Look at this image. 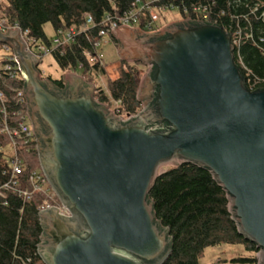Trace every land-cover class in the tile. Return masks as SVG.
Listing matches in <instances>:
<instances>
[{
	"label": "water",
	"instance_id": "1",
	"mask_svg": "<svg viewBox=\"0 0 264 264\" xmlns=\"http://www.w3.org/2000/svg\"><path fill=\"white\" fill-rule=\"evenodd\" d=\"M232 34L198 19L114 30L121 58L150 67L144 110L123 122L84 79L66 77L64 89L42 79L19 30L0 33L21 69L42 172L70 214L40 213L44 264H164L171 240L148 197L169 164L214 176L264 264V88L247 87Z\"/></svg>",
	"mask_w": 264,
	"mask_h": 264
},
{
	"label": "trees",
	"instance_id": "2",
	"mask_svg": "<svg viewBox=\"0 0 264 264\" xmlns=\"http://www.w3.org/2000/svg\"><path fill=\"white\" fill-rule=\"evenodd\" d=\"M136 1L3 0L0 27L19 28L28 33V38L50 48L49 57L62 75L58 78L48 75L47 78L57 89H64V75L73 72L95 84L92 70L98 65L90 59L94 57V44L100 40L105 19L124 15ZM162 4H172L184 17L186 13L195 17L196 7L206 8L211 24L229 34L241 29V47L234 53L236 65L251 91L263 89V86L252 88L248 79L264 78V42H261L264 39V0H163ZM86 14L93 19V25L87 28L84 26ZM49 23L55 34L70 29L80 34L72 43L53 47V40L44 31ZM2 46L0 43V48ZM8 63L0 53V92L3 95L0 102V264H44L39 254L43 236L40 211L46 204V195L36 192L27 200L10 190H1L12 180L14 157L11 141L1 133L4 119L1 108L7 110L8 119L13 122L22 109L17 92L23 87V80L19 73L14 78L5 70ZM11 64L16 72L15 62ZM80 65L83 66L81 71ZM125 67L128 70H124ZM138 72L133 65L122 63L119 79L108 82V93L101 94L100 102L105 104L110 98L121 100L128 114H138L142 109L138 100ZM16 151L24 169L16 178L17 188L31 192V175L42 173L35 143L19 141ZM148 200L154 207L156 223L169 233L171 240V254L164 264H201L207 248L224 245L241 246L245 251L232 258L229 264H259L256 245L239 233L228 195L208 170L192 164L170 168L158 178Z\"/></svg>",
	"mask_w": 264,
	"mask_h": 264
},
{
	"label": "built area",
	"instance_id": "3",
	"mask_svg": "<svg viewBox=\"0 0 264 264\" xmlns=\"http://www.w3.org/2000/svg\"><path fill=\"white\" fill-rule=\"evenodd\" d=\"M3 0H0V4ZM163 0H137L132 8L125 13L122 16L116 17V19L112 17H107L104 22V29L100 32V40L94 44V57L92 56L90 61L95 62L98 65L97 69H93L92 73L95 76L96 83L93 84L95 86V101L98 104L104 105L107 107L110 113H112L116 118L121 119L123 122H128L132 120L133 118H136L143 112V107L141 111L136 115H130L126 112L125 107L123 106V103L121 100H115L113 98H110L105 104L100 102V97L103 92L108 93V89L104 86V75L106 72V66L104 65L102 56H99L97 53L102 45V42L107 40L111 33L116 30L118 27H129V28H138L145 33H158L162 31L165 27H167V24H163L161 26H158L161 22V15H164V13L172 8H175L172 4L169 5H163ZM194 16L190 15L189 13H186V16L183 18V20L187 19H198L202 21L209 22V15L207 13L206 8L196 7L193 10ZM264 17V13H263ZM144 19V21H143ZM182 20V21H183ZM84 22H86V28L93 25V19L88 14L85 15ZM144 23L142 26L141 24ZM20 31L21 38L26 44V51L33 55L37 60H39V71L41 73V77L44 80H48L46 71L44 69V61L46 58L50 56V48L46 45L38 44L34 39L28 38V33H23L19 28H12V29H6L3 28V26L0 27V33L2 34H8L11 31ZM232 42L235 47V51H238V49L241 47L242 43V37L243 32L241 29H238L234 32H232ZM80 34V31H77L75 29L70 30H60L55 34V37L52 41V46H62L66 43H72L75 41L77 36ZM261 42H264V39L261 40ZM0 53L3 55V57L9 62L5 66V70L10 72L11 75H13L14 78H16L17 73L21 76V69L16 61L15 55L12 51V49L3 44V46L0 48ZM238 59L242 67L246 70L242 63V59L240 54H238ZM11 62H15L17 71H14V66L11 64ZM80 71L83 69V66L80 65L78 68ZM248 72V71H247ZM249 76V74L247 73ZM22 78V76H21ZM249 78V77H248ZM23 80V79H22ZM248 82L252 86V88H258L260 86H263L264 88V78L263 79H255V80H249ZM3 95L0 92V102H2ZM17 99L19 104L22 106L21 112L18 113V116L14 119V122L8 119L7 116V110L3 107L1 108V114L3 116V123L1 128V133L9 138L11 141L12 148L14 149V157L11 161V168H12V180L2 186L1 190H10L14 194H19L20 196H23L25 199L29 200L32 196V194L36 192H41L45 194L46 196L49 195V193L53 194L51 200H53V203L55 205H51V203H48L46 201L45 206L41 209L40 213L47 211L49 209H59L61 211V214L65 216H70L69 212L62 206V204L59 202L56 194L52 190L46 176L44 173L34 172L30 177V182L32 185V191H23L19 190L17 188V182L16 178L22 175L24 169L23 164L20 158L18 157V153L16 151V147L18 145L19 141H25L28 143H35V148L37 151L36 146V138L33 130V126L30 122V117L28 114V105L24 94V82L23 87L17 92ZM38 153V152H37ZM57 198V201L56 199Z\"/></svg>",
	"mask_w": 264,
	"mask_h": 264
},
{
	"label": "rangeland",
	"instance_id": "4",
	"mask_svg": "<svg viewBox=\"0 0 264 264\" xmlns=\"http://www.w3.org/2000/svg\"><path fill=\"white\" fill-rule=\"evenodd\" d=\"M183 18L184 16L182 15L181 11L178 8H172L167 10L164 13V15H161V22L160 24H158V26H161L163 24H167L166 26H168L175 22L182 21ZM44 31L49 39L51 40L54 39L55 30L52 24L50 23L47 24L44 27ZM97 53L99 54V56H102L104 65L106 66L107 69L104 75L103 84L108 89V82L114 81L120 76V68L118 69V63H119L118 50L114 42L111 40V38H108L107 40L102 42L101 48ZM133 66L139 71L138 72L139 79H142V77L144 78V75L146 74V69L139 65H133ZM44 69L46 71L47 76L49 75L54 78H58V76L62 75L61 72H59L58 67L55 65V63L51 60L50 57L45 59ZM124 70H128V68L125 67ZM176 166L177 164H169L162 166L160 172H166L170 168ZM53 196H54L53 194L49 193V195L46 196L45 198L48 203H51V205L53 204V200H51ZM55 199L57 201V198ZM238 254H245L243 247L224 245L220 247L207 248L202 256L201 264H229L232 258L236 257Z\"/></svg>",
	"mask_w": 264,
	"mask_h": 264
},
{
	"label": "crops",
	"instance_id": "5",
	"mask_svg": "<svg viewBox=\"0 0 264 264\" xmlns=\"http://www.w3.org/2000/svg\"><path fill=\"white\" fill-rule=\"evenodd\" d=\"M130 29H132V30H139L138 28H130ZM109 38H111V40L114 42V44H115V46H116V48H117V50H118V54H119L118 69H119V68L121 67L122 63H126V62H125V61L121 58V56H120L119 45H118L117 41H116L115 39H113L111 36H110ZM126 64H133V65H139V66L144 67V68L146 69V74L144 75V77L149 73V70H150V67L144 66V65H142V64H138V63H126ZM106 71H107V69H106ZM71 76H77V77H79V78L84 79V81H86L85 78H84L80 73H75V72L65 74L64 77H63V81L65 80L66 77H71ZM119 77H120V76H119ZM119 77H118L117 79H119ZM117 79H116V80H117ZM138 79H139V77H138ZM116 80H114V81H116ZM142 80H143V77H142V79H139V85H140V82H141ZM86 82H87V81H86ZM88 83H89V82H88ZM64 86H66L65 82H64Z\"/></svg>",
	"mask_w": 264,
	"mask_h": 264
}]
</instances>
